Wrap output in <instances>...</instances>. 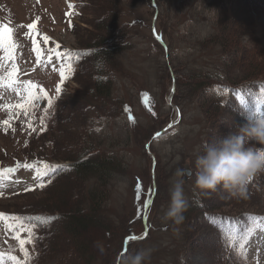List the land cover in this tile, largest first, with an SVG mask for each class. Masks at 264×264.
<instances>
[{"label":"rangeland","instance_id":"1","mask_svg":"<svg viewBox=\"0 0 264 264\" xmlns=\"http://www.w3.org/2000/svg\"><path fill=\"white\" fill-rule=\"evenodd\" d=\"M227 1L0 0V77L5 78L0 83V213L8 216L28 208L35 213L63 214L54 225L57 237H50L43 252V264H69L79 242L94 254L100 250L97 264H110L121 248L125 230L137 228L142 217L155 222L151 238L140 248L152 249L149 264H172L178 259L184 264H264V220L237 231V238L244 237L232 240V246L242 253L234 260L207 217L196 219L198 232L191 244L183 246L181 231L165 225L172 221L163 218L177 169L183 172L188 200L194 191L201 193L195 187L196 156L206 143L220 140L245 123L239 113L219 115L214 105L202 103L204 96L218 91L230 107L234 99H243L242 93L234 96L220 88L202 92L193 80L198 71L214 72L222 65L221 47L206 41L214 36L219 8ZM233 4L237 10L228 11V23L216 35L231 40L229 51L235 55L233 61L241 67L242 77L264 78V0H234ZM31 23L36 25L34 29L27 27ZM153 28L164 34L163 41H158ZM101 39L122 45L108 59L113 78L110 97L92 95L99 64L91 56L77 75L79 81L65 80L69 72L65 54L72 49L81 52L83 43L103 42ZM9 73L16 81L11 87ZM173 77L178 78L177 93L169 102ZM29 82L33 93L47 96L26 109L19 105H25ZM88 94L91 101L84 108H75ZM260 103L255 114L264 116V100ZM52 116L56 122L51 121ZM44 128L46 135L41 134ZM161 131L164 133L157 136ZM88 144L120 159L121 170L103 174V178L90 176L87 181H79L71 173L47 193L40 189L47 178L43 177L41 153L49 148V164L59 168L68 163L59 157L78 154ZM22 147L28 152H22ZM187 167L191 176L185 180ZM91 192L101 196L98 223L90 234L86 231L85 237L76 238L62 225L67 224L70 213L87 216L80 209L92 205ZM205 196L208 211L215 216L264 213V174L254 179L246 198L224 190ZM151 199L152 205L145 207L143 202ZM5 215L0 218V264H16L12 256L31 264L36 250L26 243L30 257L26 260L19 243L28 239V228L22 224V230L20 222ZM87 224L80 222L79 226Z\"/></svg>","mask_w":264,"mask_h":264},{"label":"trees","instance_id":"2","mask_svg":"<svg viewBox=\"0 0 264 264\" xmlns=\"http://www.w3.org/2000/svg\"><path fill=\"white\" fill-rule=\"evenodd\" d=\"M233 3H234V0H231V2L230 0H228L227 3H222L224 5L221 6L220 4L221 6L219 8L220 11L215 20V24H217V27L215 29L214 36L211 35V37L207 38L208 40L206 41V43H210V42L212 43V41H214L213 44H216V46L221 47V52L224 54V56L222 59V65L219 66V69L215 70L214 72H211L210 70L202 71V72L198 71L197 74L195 75L193 80H196V82L194 83V84H197L196 89L199 90L200 88L202 92L214 86H219L229 91H234L238 88L253 89V90L264 89V78L256 79V76H252V75L247 76L246 78L244 76L242 77L241 73L239 74L240 72L239 68L241 67H239L238 63H237L238 67H236V62L233 61L236 57L231 51H229V40L230 39L226 37L221 38L218 35H216L220 27L221 26L223 27V24L228 23V21H226V18H228V15H229L228 11H232L233 8L237 10V8L234 6ZM229 7H230V10L228 9ZM76 30L77 28L75 29V33H78L76 32ZM228 35L230 36L229 33ZM162 36L164 37V34H162ZM92 41L83 43L82 45L85 46V48L81 49L80 50L81 52H79L78 50H73L76 52V53L73 52L72 63H71L73 71L70 72V77H68V79L79 81L80 79L77 77V75L80 73L82 69L85 68V63L86 61L87 62L90 61L89 57L91 56V59L95 58L97 63L99 64V67L97 68V70H95V81L93 80V87L91 88L92 95H94L95 97H101V96L110 97L112 93L113 78L111 74H109L110 62H108V59L112 57L113 54L117 55L118 48L121 49L120 46L122 45L118 43L112 44L110 43V40L107 41L106 39H101V41L103 42H100V41L92 42ZM224 42L226 43V45L222 44ZM104 44H109V45L108 46L106 45L103 47L102 45ZM99 45H101L103 48H101ZM81 53L85 55L83 56V58H81ZM78 55L80 58L78 57ZM247 79H254V81H247ZM177 83H178V78L176 79V88H177ZM91 96L88 94L85 99L78 101V104H75L74 107L84 108L86 104H88L91 101ZM203 100H204L202 101L203 104L209 102L212 105H214L217 111H219V115L220 114L228 115L229 112L233 114L239 113L242 117V121H245V117L250 115L252 105L254 102H256V98H254L253 95H250L247 102L245 101L243 103H236L230 107L225 106V101L221 100V98L216 95H210L209 97L204 96ZM67 104L69 105V102ZM225 107H227L228 110H226ZM231 107H233V109L229 110V108ZM59 110H60V107L57 108L55 117L58 114ZM226 112H228V114ZM52 118H50L52 119L51 121L56 122L54 116H52ZM49 126L51 128V125ZM50 128H49V131H50ZM41 134L46 135L47 128H44ZM215 141H218V138L215 139ZM47 142L49 145L52 143L49 141ZM30 144H32V142L29 143V147L31 149L32 146H30ZM208 144L210 143H206V145L203 147H206ZM88 146L90 145L88 144ZM94 146L91 144L90 147H86V146H85L86 148L82 147L81 150L83 151H81L80 153L78 152V154H75V155L69 154L67 156L59 157V159H61L62 161L67 160L68 163L64 164V166H60L58 170L53 171V172L50 168H48L50 166H48L46 169L49 172L50 179L40 189L47 193L48 191H50V189L54 187V185H56L55 184L56 181L61 180L62 179L61 177L63 176L71 177V173H73L76 176L77 180L87 181V180H90V176L99 175L101 176V178H103L102 176L103 174L105 176L109 172H112V171L117 172V170L118 171L121 170L122 165L119 163L120 159H118L114 155L105 153V151L101 150L100 147L97 148V146H95L96 147L95 148ZM95 149L98 151L95 152ZM24 151H27V150L26 149L24 150L23 148L22 152ZM49 152L50 150L48 148L46 153L43 152L40 154L41 161H43V163H45L46 165L49 164V161H51L52 159V157L49 155ZM100 197H101L100 194L98 195L94 192H91L89 196L90 198L89 200L92 202V205L89 206L88 208L86 207L83 208L84 205L81 206L80 212L87 213L86 214L87 216L93 215L92 219L90 217L88 218L87 216H84L81 213L80 214L78 213L79 215L77 214L73 215L70 213L68 216L70 217L69 221L67 222L66 225L63 224L62 227L67 228V229L69 228V231L72 232V235H74L76 238L85 237L84 234L86 233V231L88 234H90V230L93 228V226L97 225L98 216H100L101 204H100V200L98 201ZM206 202H208V198L204 194L201 196V193H199L197 190L194 191L191 194V198L189 199L190 206L188 210L184 213L185 221L181 225H175L173 222L166 223L165 225H170V227L171 226L177 227L179 231H181L182 233L181 235L183 238L182 239L183 240L182 246H183L187 242L191 244L193 242L191 240L195 237V235L198 232V230H195V229H198L197 228L198 225L194 226L196 219L199 218V220H201V217L203 216L207 217V222L210 224L211 228L214 227L212 229L215 230L216 228L219 231L218 232L219 236L220 238L223 239L222 242L225 244L224 247H225V250L227 249L226 251L228 252L229 257L236 260V258L241 256V253L237 250V247L232 246V240L237 239V235H236L237 231L246 230L248 225L252 223L257 217H264V213L257 212V211H254V212L242 211V213L240 214L222 213V214H217L215 216L214 214H211L208 211ZM46 208L48 207L46 206ZM244 208H245V205L241 209L244 210ZM10 215L13 217H19L20 218L19 220L21 222L27 224L28 226L32 228L35 226L34 234H33V247L36 250L35 252L36 254L31 264H43V261H42L43 252L45 251L46 248L49 247L50 237L56 233L55 232L56 229L54 225L56 224L57 226L58 222H60V219L64 218L63 214L60 212L56 214H50L49 212L46 213L44 211L35 213V212L30 211L28 208H24V210H21L19 212H10ZM212 215H214V218L211 219ZM37 217H39V219H37ZM95 218L96 220H94ZM86 221H88L87 227L84 226L82 228L81 226H79L80 222H86ZM138 222H139V225L138 227L136 226L137 228H134L132 226V228L125 230V234L123 235L122 240H121V248L116 253L114 257V261H112L110 264H116V259H117L116 257L122 250L124 238L126 236L138 234L142 231V229L144 228L143 220L140 218L138 219ZM202 223L204 224V222ZM205 225L208 228L209 225L206 223ZM154 227H155V222H152L150 220L149 236L145 240L132 241L130 243V250L125 255L133 254L135 251L139 250L145 243H147L149 239L151 238V232L154 229ZM58 231L60 232V229ZM76 246H77V248H75L76 250L74 249L75 253H73L72 258H69L71 259L70 263L77 264V261H79V264H95V263L97 264L98 263V260L96 259L99 257L98 255L101 254L100 250L99 252H95L94 254L92 250L89 249L86 244L79 242L77 243ZM182 246H181V249H182ZM78 252L81 253L80 256L78 255ZM125 255H123V257ZM85 257H87L88 259L85 260ZM101 262H103V260ZM65 264H68V262H66ZM172 264H184V263L182 262V260L178 259L174 261Z\"/></svg>","mask_w":264,"mask_h":264},{"label":"clouds","instance_id":"3","mask_svg":"<svg viewBox=\"0 0 264 264\" xmlns=\"http://www.w3.org/2000/svg\"><path fill=\"white\" fill-rule=\"evenodd\" d=\"M261 147H257V146ZM195 187L207 195L224 190L246 198L255 178L264 174V116L248 115L245 123L220 140L208 144L195 159ZM183 172L177 169L163 218L181 225L190 204L184 188ZM152 249L142 248L125 255L121 264H148Z\"/></svg>","mask_w":264,"mask_h":264},{"label":"snow or ice","instance_id":"4","mask_svg":"<svg viewBox=\"0 0 264 264\" xmlns=\"http://www.w3.org/2000/svg\"><path fill=\"white\" fill-rule=\"evenodd\" d=\"M38 19V18H37ZM27 27L29 29H34L36 27V25L34 23H31V24H28ZM48 38L45 37V40H47ZM14 67V66H13ZM11 76H12V73H9L8 74V86L11 87L13 84L16 83V81L12 80L11 79ZM61 76H63V72H61ZM5 78L3 77H0V83L3 82ZM33 86L31 85V83L29 82L28 84V88L26 89L27 91V97H26V101H25V105H19V107H26V106H32L33 105V102L34 101H38L44 97L47 96V93H44L43 96H37L35 93H33L30 89L32 88ZM59 90V89H58ZM262 91H264V89H262ZM49 104H51V100H49ZM5 123H7V121H5ZM157 136H159L160 134L157 133L156 134ZM9 172L13 171V169H8ZM45 175L47 173H44ZM41 187H43V185H41ZM140 188V185H137V189L139 190ZM144 206L147 207L150 203H152V201L148 200V201H144ZM4 216L3 213H0V218H2ZM13 220H19L20 218L19 217H12ZM37 219H39V217H37ZM21 229L23 230V225L21 223ZM34 229H35V226L33 228H30V229H27L26 231L29 233V236H28V239L25 240V239H20L19 240V243H20V247H21V250L24 252L25 254V259L28 260L30 259L29 255H28V252H27V249L24 248V245L26 243H32L33 242V234H34ZM147 235V234H145ZM140 239V237H136V236H129L128 237V240L129 241H136ZM241 248L243 247V245L240 246ZM2 255V254H0ZM11 259L13 261H16V264H25L24 261H17V258L15 256H12Z\"/></svg>","mask_w":264,"mask_h":264},{"label":"water","instance_id":"5","mask_svg":"<svg viewBox=\"0 0 264 264\" xmlns=\"http://www.w3.org/2000/svg\"><path fill=\"white\" fill-rule=\"evenodd\" d=\"M191 176V170L189 167L186 168L185 170V180H187Z\"/></svg>","mask_w":264,"mask_h":264}]
</instances>
